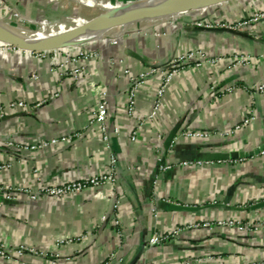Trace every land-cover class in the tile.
I'll list each match as a JSON object with an SVG mask.
<instances>
[{
    "label": "crops",
    "instance_id": "crops-1",
    "mask_svg": "<svg viewBox=\"0 0 264 264\" xmlns=\"http://www.w3.org/2000/svg\"><path fill=\"white\" fill-rule=\"evenodd\" d=\"M236 1L231 11L201 9L210 29L190 17L158 28L160 39L149 28L105 41L104 56L77 77L60 67L63 51L40 58L0 40L14 47L0 53V243L37 251L0 264H264V231L256 230L264 220V19L236 24L264 15V0ZM224 20L229 27L217 23ZM192 49L197 56L173 74L158 111L162 76L153 75L129 117L130 76ZM104 100L109 143L91 120ZM66 134L76 135L71 143L42 151L7 146ZM111 172L113 184L66 199L17 191ZM229 222L244 230L218 226ZM156 235L164 240L152 246Z\"/></svg>",
    "mask_w": 264,
    "mask_h": 264
},
{
    "label": "rangeland",
    "instance_id": "rangeland-1",
    "mask_svg": "<svg viewBox=\"0 0 264 264\" xmlns=\"http://www.w3.org/2000/svg\"><path fill=\"white\" fill-rule=\"evenodd\" d=\"M100 1H104V4L110 2L116 8L121 6L120 0ZM133 1L136 0H124L122 2V5H128ZM236 2V0H226L219 4H212L207 6L206 8L208 10L206 8L188 9L187 11H184L182 13L172 15L175 18H172V16L169 18H165L166 16H164L161 19L155 21L148 20L145 24H134V26L130 28H125L120 25L109 29L107 31V34L101 39L77 43L76 45H70L62 49L30 52L38 54L40 58H45L47 56L54 57L55 54H59L63 51L64 55L61 56L63 60L62 62H60V67L64 65L67 66L68 62L74 59L73 57H76L77 60L82 59V63H86L87 55L90 56L91 54H93L94 57H92V59L90 58V60H97L98 58L104 56V42L108 40H112L111 44H118L123 37L131 35L134 32L143 31L149 28H153L155 37H158L160 39V37L164 34L162 32L163 28L161 29V27H163L168 22L171 23L173 21L181 23L185 20H188V18L190 17H196V19L198 20H195L194 24L197 25V27H204L207 29L213 28L214 23H212L211 21L212 16H209L208 18L204 17L203 15L206 13H203V10L201 9L207 10V12L212 11V13H215L219 7L222 9H230L229 11H231L234 10L235 6L232 7L227 3ZM237 5L239 6V1L237 2ZM108 12L109 10L105 8L96 10L95 8L91 7V5L84 4L79 0H0V21H5L16 26H23L28 30H43L39 27V25H37L41 24L42 26H45L50 31L60 36L67 34L70 30H72L71 28H80L83 26L89 28L90 26L87 25L88 22L97 19L101 15H106ZM260 15L262 14L257 13L253 18L247 21L239 20L236 24L246 25L251 23H258L259 21L255 20L258 19ZM227 22L229 21L224 20L217 23L226 27ZM233 25L235 24L233 23ZM158 28H160L162 31L158 30ZM189 54L197 56L198 51L196 49H192L187 53L177 52L174 53L172 57L176 55Z\"/></svg>",
    "mask_w": 264,
    "mask_h": 264
},
{
    "label": "built area",
    "instance_id": "built-area-1",
    "mask_svg": "<svg viewBox=\"0 0 264 264\" xmlns=\"http://www.w3.org/2000/svg\"><path fill=\"white\" fill-rule=\"evenodd\" d=\"M261 19H264V15H260L258 19L255 21H259ZM14 49V47L7 45V44H2L0 45V53L5 51V50H11ZM93 54L90 56L87 55L86 57V63H82L83 60H77L76 57H73L74 59L70 62H68L67 66H62V68H66L65 71H70V73H73V75L80 76L82 75L85 70H86V65L87 62L90 61V58L92 59ZM97 58V57H96ZM95 58V59H96ZM195 56L193 55H176L171 58L170 63L167 66H158V67H151L150 69H145L144 71H141L137 75L130 76V69L128 68H121L122 73L125 76H130V85L128 89L126 90V95L128 99V107L126 109V113L129 117H134L136 114V101H137V96H138V90L149 80V78L153 75H161L162 76V81L159 85V88L157 89V94H156V101H155V109L158 111L160 101H162L163 97L165 96L166 90L168 86L170 85L172 79H173V74L177 71L178 67L185 63L187 60H193ZM116 60L114 59V65L116 64ZM119 64H122V60L120 59L118 61ZM113 64V63H112ZM259 90L264 96V86H259ZM21 107H25V104L19 103L18 104ZM153 116L156 113H152ZM1 116V115H0ZM153 116L147 118L148 120H151ZM109 117V104L107 100H104L99 103L97 112L96 114L92 117V123H95L96 125H99L101 128V131L103 132L104 135V140L106 142H110V134L108 133L106 123L108 121ZM249 121H245L244 125H248ZM239 128V127H237ZM119 129L116 128L114 130V134L118 135L119 134ZM136 135L137 131L134 132V135H132V141H136ZM190 136H194L195 138H206L208 135L207 133L204 132H195V133H189ZM76 135L74 134H66L62 136L60 139H54L51 142H43L39 143L36 145H27V146H21L14 144V142L10 141L7 146L8 147H16L22 150H30V151H42L44 149H47L49 146H56L60 142H65V143H71L72 140L74 139ZM259 153L264 154V147L258 149ZM161 161V160H160ZM116 162V159H113V163ZM184 166H187L188 163H183ZM159 169L163 171H170L173 169V167L170 164H160ZM116 182V176L114 172H111L106 175H98V176H92L89 177L85 180L82 181H67L65 183H56L50 186H43L40 188L37 192H33L27 188H19L17 191L27 194L30 198H32L34 201L39 199L40 197L42 198H56V199H66L70 197H75L83 192H85L87 189L90 187L94 188H99L103 187L107 184H113ZM115 224H118V222H115ZM222 225H228L230 227H236L239 229V231L244 230V226L240 225L239 223L236 224L234 222H229V223H218V226ZM256 230L257 231H264V220H261L257 225H256ZM173 235L176 237L180 233V229H176L173 232ZM164 239H162L160 236H154L150 240V245H158L160 244ZM30 253V254H36L37 251L30 248V247H25V246H20L18 248H10L6 246L5 244L0 243V258L2 259H7L13 261L15 258H20L23 255ZM116 256L113 255L111 257V260L115 259ZM108 264V263H105Z\"/></svg>",
    "mask_w": 264,
    "mask_h": 264
},
{
    "label": "bare ground",
    "instance_id": "bare-ground-1",
    "mask_svg": "<svg viewBox=\"0 0 264 264\" xmlns=\"http://www.w3.org/2000/svg\"><path fill=\"white\" fill-rule=\"evenodd\" d=\"M84 4H89L96 10L107 9L109 12L98 20L93 26L87 27L83 32L66 40L67 44L73 45L89 40L103 38L108 30H104L115 22L123 21L122 27L130 28L138 24H145L148 20L155 21L166 16L171 17L173 11H184L187 9L206 8L212 4L222 3L224 0H136L128 5H122L124 0H120L121 6L114 7L110 2L104 4L100 0H79ZM167 12V15L162 13ZM170 12V13H169ZM163 15V16H162ZM148 17L142 19V17ZM173 17V16H172ZM43 30H28L23 26H16L5 21L0 22V29L9 31L15 37L25 40L35 46H53L58 43L60 35L50 31L45 26L37 24ZM124 31V30H123Z\"/></svg>",
    "mask_w": 264,
    "mask_h": 264
},
{
    "label": "water",
    "instance_id": "water-1",
    "mask_svg": "<svg viewBox=\"0 0 264 264\" xmlns=\"http://www.w3.org/2000/svg\"><path fill=\"white\" fill-rule=\"evenodd\" d=\"M224 1H226V0H224ZM198 9H200V8H198ZM187 10H184V11H187ZM184 11H173V12H171V13L169 12V13L170 14H178V13H182ZM162 14L167 15L168 13L165 12V13H162ZM103 16L105 17V15H101L97 19L88 22L87 25L88 26H92L98 20L102 19ZM144 18H148V17H146V16L142 17V19H144ZM123 24H125L123 21H118V22H115L112 25L108 26L104 30H109V29H112L114 27H117V26H120V25H123ZM85 29H86V26H83V27H80V28H74V29L70 30L67 34L61 36L59 38L58 43H56L53 46H49V47L48 46L31 45V44L27 43L25 40H21V39L15 37L14 35H12L11 33L3 31L1 29H0V40L6 42L8 44H11V45H13L14 47H16L18 49L25 50V51H50V50L62 49V48L70 46V44L66 43V40L69 39V38L74 37L76 34H78L79 32H81V31H83ZM73 45H76V44H73Z\"/></svg>",
    "mask_w": 264,
    "mask_h": 264
}]
</instances>
